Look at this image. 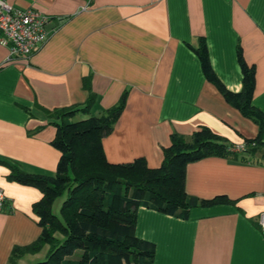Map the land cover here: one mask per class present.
Segmentation results:
<instances>
[{"label":"crops","instance_id":"1","mask_svg":"<svg viewBox=\"0 0 264 264\" xmlns=\"http://www.w3.org/2000/svg\"><path fill=\"white\" fill-rule=\"evenodd\" d=\"M7 1L45 14L49 38L32 56L11 60L0 42V188L8 198L0 211V264H12L14 248L42 233L34 205L43 192L9 175L11 165L56 174V119L46 111L82 108L93 95L89 114L100 116L124 97L103 138L106 158H144L150 168L162 165L173 133L189 139L207 127L227 144L259 136L258 122L207 77L198 51L205 45L232 93L244 87L243 63L252 70L251 102L264 115V0ZM185 190L198 201H228L197 204L186 217L140 206L135 234L154 245L152 264H264V135L254 151L189 162ZM49 249L13 264H35Z\"/></svg>","mask_w":264,"mask_h":264},{"label":"trees","instance_id":"2","mask_svg":"<svg viewBox=\"0 0 264 264\" xmlns=\"http://www.w3.org/2000/svg\"><path fill=\"white\" fill-rule=\"evenodd\" d=\"M198 53L207 77L229 102L258 122L259 136L256 140L246 141L244 149L254 151L264 135V115L251 102L253 71L242 62L244 87L235 94L215 75L205 45ZM85 85L90 88V83ZM93 102L92 95L82 108L46 111L56 119L57 133L53 144L61 152L56 174H31L11 165L10 179L36 186L43 192L41 200L34 205L42 233L32 244L14 248L12 264L17 257L37 253L45 245L50 246L47 257L35 264H152L154 245L135 234L140 206L186 217L189 209L197 204L228 201L226 198L198 201L188 196L185 172L189 162L204 156L237 157L239 152L233 150L235 144L223 142L209 128L203 127L189 139L173 133L171 145L165 149L164 161L158 168L148 167L144 158L131 163H110L103 148V138L113 130L125 99L123 97L100 116L89 114ZM79 113L89 115L75 119ZM63 196L66 197L60 213L56 214L54 203Z\"/></svg>","mask_w":264,"mask_h":264},{"label":"built area","instance_id":"3","mask_svg":"<svg viewBox=\"0 0 264 264\" xmlns=\"http://www.w3.org/2000/svg\"><path fill=\"white\" fill-rule=\"evenodd\" d=\"M47 17L33 9H17L7 0H0V42L9 45L8 59L28 58L39 51L48 41L46 29ZM246 143L235 144L233 150L240 152ZM8 198L0 188V211L3 210ZM259 224L264 235V212L259 216Z\"/></svg>","mask_w":264,"mask_h":264},{"label":"rangeland","instance_id":"4","mask_svg":"<svg viewBox=\"0 0 264 264\" xmlns=\"http://www.w3.org/2000/svg\"><path fill=\"white\" fill-rule=\"evenodd\" d=\"M79 117V116H78ZM78 117H76L75 119H78ZM66 196H63L61 198H58L55 203H54V206H53V210L56 214H59L60 213V207H61V204L63 202V200L65 199ZM179 211V210H178ZM80 252H78L79 254ZM45 258H42L41 260H44ZM39 260V261H41Z\"/></svg>","mask_w":264,"mask_h":264}]
</instances>
